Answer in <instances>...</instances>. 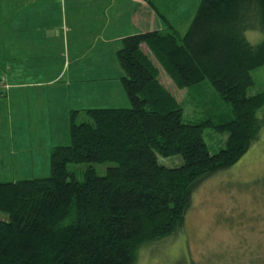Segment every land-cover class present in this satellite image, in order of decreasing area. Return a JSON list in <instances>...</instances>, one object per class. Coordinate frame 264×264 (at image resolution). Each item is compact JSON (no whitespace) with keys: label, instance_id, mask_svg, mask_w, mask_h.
Returning <instances> with one entry per match:
<instances>
[{"label":"trees","instance_id":"1","mask_svg":"<svg viewBox=\"0 0 264 264\" xmlns=\"http://www.w3.org/2000/svg\"><path fill=\"white\" fill-rule=\"evenodd\" d=\"M158 16L163 30L127 36L116 52L129 107L85 110L80 124L71 111L69 143L51 150L49 176L0 183V264H134L141 245L182 231L199 185L235 165L264 130L256 116L264 94L248 95L264 67V0H201L182 36ZM249 30L262 40L250 44ZM159 70L180 91L208 81L228 116L185 121ZM206 130L225 136L214 154ZM173 157L179 166L159 161ZM105 163L116 166L99 176L93 165ZM83 164L78 179L69 166Z\"/></svg>","mask_w":264,"mask_h":264},{"label":"crops","instance_id":"2","mask_svg":"<svg viewBox=\"0 0 264 264\" xmlns=\"http://www.w3.org/2000/svg\"><path fill=\"white\" fill-rule=\"evenodd\" d=\"M160 1L0 0V73L10 86L0 96V139L7 135L11 144L6 154L8 144L0 143V166L9 155L14 156L15 168L9 167L21 174L17 181L35 179L26 178L32 173L25 176L23 170L28 165L25 160H30V153L41 142L45 144L39 151L49 159L54 147L69 143L71 111L80 116L85 110L97 109L63 101L66 86L80 85L86 94L93 93L98 80L112 83L113 96L128 104L124 108L129 107L120 81L123 72L110 59L123 38L148 32L151 21L157 23L151 12L162 15ZM23 135L29 140L24 141Z\"/></svg>","mask_w":264,"mask_h":264},{"label":"rangeland","instance_id":"3","mask_svg":"<svg viewBox=\"0 0 264 264\" xmlns=\"http://www.w3.org/2000/svg\"><path fill=\"white\" fill-rule=\"evenodd\" d=\"M200 1L161 0L162 4L159 2L158 8L171 25L177 27L175 29L179 30L182 36L187 31ZM151 14L157 23L151 21L152 24L149 26L151 28L147 31L164 29V24L156 12L153 10ZM245 37L252 45L262 40V34L256 30L247 31ZM113 59L117 62L115 55L110 61ZM159 72L162 85L183 107L185 121L217 124L223 116H228L227 107L215 95L208 81L196 88L180 91L174 87L163 71L159 70ZM252 77L254 87L248 95L264 94V67L253 72ZM96 84L98 87L94 85L93 93L86 94H84L85 89H80V85L66 86L61 93L63 101L71 106L97 109L127 107L128 104H124L123 99L113 96L112 83H101L98 80ZM87 100L91 101L85 102ZM256 116L264 122V106L256 112ZM44 121L50 123L48 119ZM87 121L88 118L84 114L76 119L77 124ZM23 139L29 140V136L23 135ZM203 140L209 153L214 154L222 147L225 136L206 130ZM9 141L10 137L7 135L0 139L1 145L8 144L5 147L6 154L11 148ZM44 144L41 142L40 146ZM40 146L30 153V160H25L28 165L25 166L23 174L26 176L32 173L26 178L37 179L49 176V155L39 151ZM6 154L3 156L5 157ZM13 159L14 156L12 158L9 155L3 166H0V182L21 179V174L9 167L15 168ZM159 161L166 167H176L181 164L179 157L159 158ZM115 166L114 163H105L93 165V168L99 176H103L108 168ZM87 168L86 164L69 166L78 179H81L82 172ZM6 218L5 215L0 214V220ZM134 264H264V130L235 165L199 185L194 192L182 231L168 241L141 245L135 250Z\"/></svg>","mask_w":264,"mask_h":264},{"label":"built area","instance_id":"4","mask_svg":"<svg viewBox=\"0 0 264 264\" xmlns=\"http://www.w3.org/2000/svg\"><path fill=\"white\" fill-rule=\"evenodd\" d=\"M9 84L6 79V75L0 73V96H3L9 90Z\"/></svg>","mask_w":264,"mask_h":264}]
</instances>
